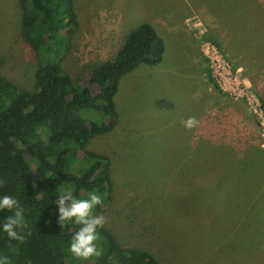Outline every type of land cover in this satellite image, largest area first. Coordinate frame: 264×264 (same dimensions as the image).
Returning <instances> with one entry per match:
<instances>
[{
	"label": "rangeland",
	"instance_id": "1",
	"mask_svg": "<svg viewBox=\"0 0 264 264\" xmlns=\"http://www.w3.org/2000/svg\"><path fill=\"white\" fill-rule=\"evenodd\" d=\"M73 10L64 68L77 84L140 22L164 40L158 64L120 78L115 125L86 146L110 161V200L94 214L158 264H264V0H73ZM19 12L0 0V73L32 87ZM224 177L241 189L235 201Z\"/></svg>",
	"mask_w": 264,
	"mask_h": 264
},
{
	"label": "trees",
	"instance_id": "2",
	"mask_svg": "<svg viewBox=\"0 0 264 264\" xmlns=\"http://www.w3.org/2000/svg\"><path fill=\"white\" fill-rule=\"evenodd\" d=\"M18 3L20 36L37 66L32 87L0 73V179L7 182L0 187V196H13L25 209L24 226L16 229L25 240L21 243L7 236L2 226L13 213L0 211V256L9 257L11 264H158L152 253L121 244L118 235L105 226L98 229L96 242L104 255L87 261L76 258L69 248L81 226L64 222L61 227L55 201L67 189L78 199L96 191L102 204L110 200L109 158L86 146L114 127V95L120 78L161 61L162 36L151 22H140L123 36L113 56L91 67L84 83L77 84L64 68L78 24L73 0ZM2 60L0 55V65ZM83 110L93 113L84 115ZM257 174L256 168H245L244 196L249 193L248 182L259 181ZM226 181L224 177L225 197L235 201L241 189L230 190L232 180Z\"/></svg>",
	"mask_w": 264,
	"mask_h": 264
},
{
	"label": "clouds",
	"instance_id": "3",
	"mask_svg": "<svg viewBox=\"0 0 264 264\" xmlns=\"http://www.w3.org/2000/svg\"><path fill=\"white\" fill-rule=\"evenodd\" d=\"M181 123L186 129L196 128L200 121L195 116H190ZM6 180L0 179V187L6 186ZM58 204L59 222L61 227L64 222H74L80 225L78 231L73 234L70 242V252L78 259L89 260L92 257L100 258L104 255V249L97 246L100 239L98 229L103 228L108 221V217L103 214H94V208L101 205L103 198L101 194L93 191L86 199H78L74 196L72 189L62 191L55 201ZM7 210L12 212L5 218L3 231L7 233L10 239L23 242L25 235L16 231L17 227L24 226V211L20 202L11 195L5 194L0 196V211ZM31 235V232L28 233ZM111 260L112 257H109ZM0 264H11L7 256H0Z\"/></svg>",
	"mask_w": 264,
	"mask_h": 264
}]
</instances>
